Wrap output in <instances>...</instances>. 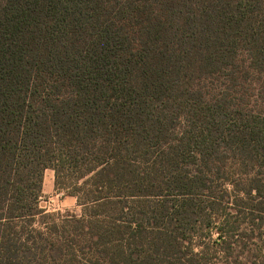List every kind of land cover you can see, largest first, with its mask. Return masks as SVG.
Instances as JSON below:
<instances>
[{
    "label": "trees",
    "instance_id": "obj_1",
    "mask_svg": "<svg viewBox=\"0 0 264 264\" xmlns=\"http://www.w3.org/2000/svg\"><path fill=\"white\" fill-rule=\"evenodd\" d=\"M46 169L109 264H262L264 0H0V264L56 229ZM196 215L229 217L193 245Z\"/></svg>",
    "mask_w": 264,
    "mask_h": 264
},
{
    "label": "rangeland",
    "instance_id": "obj_2",
    "mask_svg": "<svg viewBox=\"0 0 264 264\" xmlns=\"http://www.w3.org/2000/svg\"><path fill=\"white\" fill-rule=\"evenodd\" d=\"M215 185L216 183H213L212 187ZM215 188L218 189L217 186ZM159 198L156 197L155 200H157V202L155 203L158 204L160 202L159 200H164L168 207L171 205L173 206L176 203V201L170 197L167 199ZM192 199L193 203H199L200 205L208 204V199L205 196L199 195ZM233 202L231 194V199L228 200V202L223 201L222 203V205L225 206V210H227L222 212V214L225 212L226 214L233 212V209L227 205L229 203L233 204ZM38 205L40 208L44 209L45 212L50 214L44 219L47 220V222H54L56 224V229L49 231L45 223L42 225H37L36 223L33 224V226L37 228L42 239H45V242L39 248L40 250L36 255L37 258L35 260H33V258L29 259L31 260L30 264H109V262H106L103 259L107 256L104 255L102 244H95L93 240H95L96 237L93 235L92 238H90V233L84 226H82V221L86 219V217L82 213V207L77 204L76 198L74 196L55 193L53 189V172L50 169L44 171L42 193L39 197ZM171 209L172 207L169 208V210ZM219 211L221 212V210ZM165 212L163 223L169 224L171 228L176 229L174 223L177 222L174 221L172 215L170 217V213L165 216ZM224 217L226 219L229 216L221 215L219 218L210 219L211 222L209 223L208 228L206 227L207 224H205L207 222L206 218L198 215L188 218L184 227L188 230L187 236L191 240V243L189 244L194 245L199 242L207 243L212 241V239L216 237L215 228L219 222H217V220L224 219ZM171 218L172 221L169 222ZM98 219L102 225L106 224L108 220L116 223L121 221V217H117L116 215L110 216L107 219L103 217H99ZM165 219L168 220L164 221ZM241 220L242 222L244 221V219ZM164 224L160 225L163 226ZM151 225L153 224L149 223L144 226V235L148 238L155 235V230H153ZM51 244L53 245L51 246ZM247 245L251 248H264V237L263 241L250 240L247 242ZM186 247L185 244L181 245L179 250L171 255V258L170 256H166L165 258L163 256H161V258H155L158 259L161 264H168L170 260L177 262L178 259L185 258L188 255V249H186ZM195 250L196 248L194 247V251ZM41 255H43V258H40ZM259 262H261V259H256V264H259ZM262 264H264V261Z\"/></svg>",
    "mask_w": 264,
    "mask_h": 264
}]
</instances>
